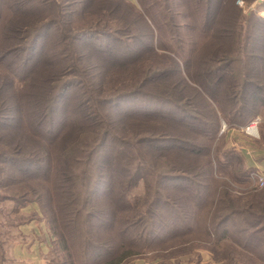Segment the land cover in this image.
Segmentation results:
<instances>
[{
	"label": "trees",
	"instance_id": "16d2710c",
	"mask_svg": "<svg viewBox=\"0 0 264 264\" xmlns=\"http://www.w3.org/2000/svg\"><path fill=\"white\" fill-rule=\"evenodd\" d=\"M236 1L224 21L218 0H0V214L44 222L60 264L77 237L92 264H122L197 232L214 260L232 244L264 262V187L223 191L209 153L264 91ZM240 20L244 39L216 42Z\"/></svg>",
	"mask_w": 264,
	"mask_h": 264
},
{
	"label": "rangeland",
	"instance_id": "374dc122",
	"mask_svg": "<svg viewBox=\"0 0 264 264\" xmlns=\"http://www.w3.org/2000/svg\"><path fill=\"white\" fill-rule=\"evenodd\" d=\"M251 1L252 0L236 1V5L242 10V14L244 16H249L251 18L254 17V23L249 26L251 29V34L255 38L253 44L254 47L252 50L255 51L254 54L257 53L256 55L260 56V59H258L257 62L252 60V62L246 63V66H248L246 71L250 74L249 79L255 82V84H264V6L262 5L263 2L261 3L258 0H255L254 2ZM131 2L137 5V0H131ZM219 4L222 7H220V11L222 10L221 13H223L221 18L225 21L229 18V14H231L230 4L227 2V0H218V5ZM195 7L196 6L193 4L189 10L194 12ZM252 12L254 14L250 16ZM247 24L248 21L246 22V20H240L238 22V31L241 33H239L237 37H230L228 40V38H225L223 35L220 37V39H217L216 42L223 41L225 44L229 42V46L232 47V40H238V38L244 39V33L248 28ZM225 27L226 25H224V28ZM204 33L205 32H201V37H205L206 34ZM209 45H211V43H209L207 46ZM205 48L206 47H203L202 52H204ZM195 68H199V65H195ZM251 68L253 70H251ZM250 90L251 89L248 88V95ZM259 95L260 97L257 99V101H255V104L259 106V114L257 117L249 124L242 125L239 128H230L227 126L226 121L222 120L223 122L219 132V137L221 140H219L218 143L211 145L209 153L212 156L215 153L219 161L226 163L224 166H219L215 173L217 176L215 177L216 182H221L223 191H226V188H228L232 191V193L240 194L243 193V191H247L248 189H259L264 187V183L261 184L260 179L264 178V91ZM249 102H251V100H249ZM253 105L254 103H252V105L249 104L247 110H250ZM250 127H254V130L249 129ZM237 157H239L243 163H239ZM204 161L207 163V160ZM240 169L245 171L243 177L238 174ZM222 181L227 182L228 185H225V183ZM134 193L142 194L143 185L134 190L133 194ZM104 202L105 201L100 203L102 204L100 205L101 208H103ZM12 208V203L6 204L5 209L0 214V244H2V249L0 247V264L2 254L1 252L4 250L6 253V243H9L10 239L12 238L13 229L19 226V223L11 222L6 219V214L9 213ZM13 219L16 218L14 217ZM104 236L106 240L107 236ZM189 237H184L177 242L167 243L159 248L151 250H139V254L128 257V259L122 264H264V262H258L257 259L251 257L247 253L243 254L242 251L237 249L235 251V246H232V244H228L227 246L222 247V249L216 247L218 250L216 253L217 259L214 260V252L211 249L212 246L208 245L209 243L202 233L197 232L196 235H190ZM132 238L133 237L130 239ZM76 241L77 242L73 243L74 248L73 246L69 248V252L74 256L72 261L75 264L94 263L95 260L92 258L94 252L92 251V255H87V257H84L82 255L83 252L79 249L81 240L77 237ZM60 249V247L57 248L56 246L54 250H51V254L48 258L50 264L52 263V259H54V263L57 264H60L61 261L66 259L65 252L61 251ZM233 256H236V259L228 261V259ZM6 257L7 261L5 264H10L11 262L8 260V253H6ZM100 263L104 264V262ZM100 263L97 262L95 264Z\"/></svg>",
	"mask_w": 264,
	"mask_h": 264
},
{
	"label": "crops",
	"instance_id": "0c3cea01",
	"mask_svg": "<svg viewBox=\"0 0 264 264\" xmlns=\"http://www.w3.org/2000/svg\"><path fill=\"white\" fill-rule=\"evenodd\" d=\"M52 239L44 222L32 220L19 225L6 243L10 264H49Z\"/></svg>",
	"mask_w": 264,
	"mask_h": 264
},
{
	"label": "built area",
	"instance_id": "2783aa9c",
	"mask_svg": "<svg viewBox=\"0 0 264 264\" xmlns=\"http://www.w3.org/2000/svg\"><path fill=\"white\" fill-rule=\"evenodd\" d=\"M249 129H253L254 130V127H250ZM261 179V184L264 183V178H260Z\"/></svg>",
	"mask_w": 264,
	"mask_h": 264
},
{
	"label": "water",
	"instance_id": "95a60500",
	"mask_svg": "<svg viewBox=\"0 0 264 264\" xmlns=\"http://www.w3.org/2000/svg\"><path fill=\"white\" fill-rule=\"evenodd\" d=\"M263 0H259V2H262Z\"/></svg>",
	"mask_w": 264,
	"mask_h": 264
}]
</instances>
